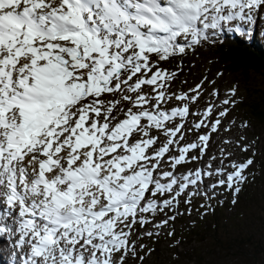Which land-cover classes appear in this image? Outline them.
I'll return each instance as SVG.
<instances>
[{
	"label": "snow or ice",
	"instance_id": "1",
	"mask_svg": "<svg viewBox=\"0 0 264 264\" xmlns=\"http://www.w3.org/2000/svg\"><path fill=\"white\" fill-rule=\"evenodd\" d=\"M258 20L264 0H0V260L143 264L138 241L158 234L147 226L167 227L205 178L235 204L252 157L230 160L220 148L219 166L213 155L206 167L177 168L208 154L238 86L222 100L213 87L219 103L193 112L215 81L172 91L182 66L162 64L213 36L251 40ZM192 129L208 131L181 144Z\"/></svg>",
	"mask_w": 264,
	"mask_h": 264
},
{
	"label": "rangeland",
	"instance_id": "2",
	"mask_svg": "<svg viewBox=\"0 0 264 264\" xmlns=\"http://www.w3.org/2000/svg\"><path fill=\"white\" fill-rule=\"evenodd\" d=\"M261 26H264V21L258 20L254 38L251 40H245L242 38V41L252 42L254 40L264 50V40H261L259 36ZM212 38L219 39L215 36ZM211 45H213L212 40L211 42H206L202 46L198 47L194 53L189 52V54L183 58L177 57L174 60H170L168 63L162 64V67L173 71L177 70V65L182 66V71H179L178 78L173 82L172 91L187 92L189 88L194 87L205 76L208 77V80L215 81V85L207 82L205 83L204 87L206 91L204 97L200 101L199 106H191L193 112H196L198 107L200 110H203L206 101L219 103V100L225 98L226 91L234 85L233 81L235 77L228 72L225 68V64L218 59V56L210 48ZM217 72H222L223 76L218 78L216 76ZM248 78L255 86L264 90V75L254 74L250 75ZM213 87L219 89V100L208 95V93L212 91ZM242 96V92L238 88L236 97L237 103L235 107L231 108L230 115L224 119V126L229 128L230 131H225V127H222L219 133H213L210 147L207 150L208 154L204 156L200 162H190L188 164L178 166L177 173H183L189 169L195 170L197 167H206L209 158L213 155L217 157V160L213 161L214 166H219L220 159L222 158L220 156V148H226L229 152L233 153V155L229 158L230 160H237L241 162L246 157L252 156V154L258 150L260 141L257 142L254 139V136L256 135L255 130H253L249 124H247V127L242 126L245 122L242 118V112L239 110V102L241 101ZM178 104L179 102H175L173 104H169L168 107L176 106ZM187 119L188 127L191 128V125L197 122L198 117L189 116ZM231 121H234V123H230ZM207 131V129H203L198 132L196 129H192L191 131L185 133L186 141H181V144L185 142H192L196 139L197 135ZM241 137L244 138L242 141ZM161 139H163V137H161ZM223 140H230L232 143L230 145H226L222 143ZM237 141H240L243 144H248V150L241 151V149L236 146ZM191 154L195 153H190V155ZM228 162V160H225L224 163L228 164ZM229 171H231V169H229ZM214 182V179L205 178L201 194L193 196L190 204H185L183 201L184 199H187V197L182 196L180 198L181 202L179 205L172 212L168 213L169 215H176V219L174 221H170L167 227L154 229L151 224L147 226L149 230L158 234H154L151 237L142 236L138 241V244L142 243L146 246L143 250L137 247V251L140 255L145 257L143 264H168V262L169 264H178V255L184 256V253H186V255L188 253H191V255H203L206 249H208L209 240L203 239L201 236L203 235L201 229L204 226L203 224H206L213 214L219 216L217 221L227 224L228 228L231 223H237V225L243 226L248 220H250L249 223L247 222L248 224H245V231L252 232L254 234L253 241L257 242V240L262 236L264 241V227L261 224L259 225L262 220H256L251 215H248V210H246V212H241L238 207L236 208V204L234 205L232 202L234 198L233 193L231 190H227L226 187H219L215 190H207V185ZM205 190L207 191V195L203 194ZM235 209L238 210V213L240 212L245 215L247 219L242 220L241 218H238V220H235V217L233 216L235 215ZM163 218H165L164 214H160L155 222L159 223V220ZM252 218H254V220ZM169 231L173 232L172 236L167 234ZM194 231H197L196 237L193 236ZM261 247L264 249V242L261 244ZM148 249H151L152 251L148 252ZM153 249H157V251L155 252ZM254 249L255 247L253 245H249L245 248V252H248L249 254L246 255V258L239 257L232 260L225 258L222 263L252 264L254 259ZM258 249L260 251L261 248ZM257 258L258 263L261 260L264 262V253L262 256L258 254ZM172 261L174 263H171ZM128 264H141V261H139V259L129 257ZM181 264L191 263L185 262L184 260Z\"/></svg>",
	"mask_w": 264,
	"mask_h": 264
},
{
	"label": "trees",
	"instance_id": "3",
	"mask_svg": "<svg viewBox=\"0 0 264 264\" xmlns=\"http://www.w3.org/2000/svg\"><path fill=\"white\" fill-rule=\"evenodd\" d=\"M212 44L210 46L212 51L225 64L228 72L235 77L233 84L238 86L243 95L239 102L242 118L255 130V141H260L258 150L252 156L244 159L252 157L255 163L246 170L247 182L241 186V191L235 197L236 208L238 207L241 212L248 210V215L256 220L261 219L262 222L259 225L264 227V90L255 86L248 78L254 74L264 75V50L256 41L244 42L241 37L234 34H224L219 39L212 38ZM234 211L235 220L238 218L247 219L245 215L238 213L237 209ZM218 217L213 214L201 229L203 232L201 236L203 239H208L210 245L203 255L192 254V256L188 252L187 255L184 253V256L178 255V264L184 260L191 264H223L225 258L230 260L239 257L246 258V255L249 254L245 252V248L249 245L255 247L252 264H264L262 260L258 263L257 258L258 254L262 256L264 253L263 246L261 247L264 242L263 236L255 242L253 241L254 234L244 229L245 224H248L250 220L243 226L231 223L228 228L227 224L217 221ZM254 218L252 219L254 220ZM196 232L193 233L195 237ZM258 248H261L260 251ZM153 250L157 251V249Z\"/></svg>",
	"mask_w": 264,
	"mask_h": 264
}]
</instances>
